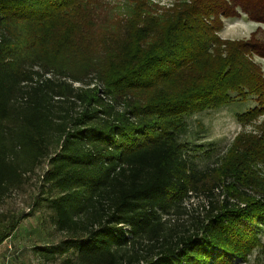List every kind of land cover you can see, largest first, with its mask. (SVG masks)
<instances>
[{"label": "trees", "instance_id": "16d2710c", "mask_svg": "<svg viewBox=\"0 0 264 264\" xmlns=\"http://www.w3.org/2000/svg\"><path fill=\"white\" fill-rule=\"evenodd\" d=\"M174 1L0 0V204L43 167L35 206L65 238L39 255L238 264L261 244L264 125L204 168L184 136L234 102L264 116V0ZM243 16L248 40L220 36Z\"/></svg>", "mask_w": 264, "mask_h": 264}, {"label": "rangeland", "instance_id": "374dc122", "mask_svg": "<svg viewBox=\"0 0 264 264\" xmlns=\"http://www.w3.org/2000/svg\"><path fill=\"white\" fill-rule=\"evenodd\" d=\"M114 1V0H112ZM169 7L174 0H152ZM260 25L246 17L225 20L220 36L230 40H248ZM264 70V59L255 57ZM255 105L254 99L239 101L217 110H208L193 115L188 119L189 131L184 137L194 147L193 159L198 167L204 168L216 162V157L223 155L240 133H261L264 116L247 125H242L237 114ZM194 145H202L204 152ZM264 174V165L260 167ZM43 167L27 176L23 185L0 204V231L7 230L13 220L18 224L11 236L0 244V264H67L64 257L47 259L35 251V247L60 242L63 233L55 230L50 212L46 206H35V200L41 192L40 174ZM202 199L195 197L188 202V208L202 211ZM261 244L250 254L249 261L238 264H264V229L259 233Z\"/></svg>", "mask_w": 264, "mask_h": 264}, {"label": "crops", "instance_id": "0c3cea01", "mask_svg": "<svg viewBox=\"0 0 264 264\" xmlns=\"http://www.w3.org/2000/svg\"><path fill=\"white\" fill-rule=\"evenodd\" d=\"M245 16L241 17V18H244Z\"/></svg>", "mask_w": 264, "mask_h": 264}]
</instances>
